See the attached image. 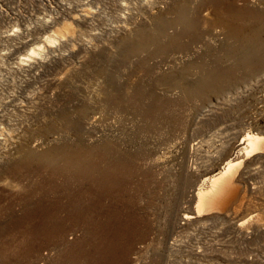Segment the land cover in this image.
<instances>
[{
	"label": "rangeland",
	"instance_id": "rangeland-1",
	"mask_svg": "<svg viewBox=\"0 0 264 264\" xmlns=\"http://www.w3.org/2000/svg\"><path fill=\"white\" fill-rule=\"evenodd\" d=\"M136 1L0 0V264H264V0H233L251 13L231 24L215 23L205 0H162L152 10ZM176 5L188 13L204 6L197 41L180 37L185 54L154 53L151 43L122 47L143 37L137 30L163 44L173 30L160 33L154 23L173 18ZM126 7L135 18L114 30ZM219 8L227 11L228 0ZM39 45L40 55L19 62ZM243 48L252 56L236 62L230 50ZM191 61L208 63L186 67ZM186 86L192 95L183 94ZM145 103L160 110L146 118ZM247 132L263 141L245 156L237 150ZM110 141L130 155L114 193L118 210L137 224L127 236L110 241L96 225L107 211L94 207L52 210L54 232L41 214L27 223L37 200L68 202L76 192L64 190L60 161L26 162L24 151L67 144L85 153ZM228 159L238 163L215 204L197 215L193 192ZM85 177L78 195L87 205L96 193ZM71 180L70 189L78 184Z\"/></svg>",
	"mask_w": 264,
	"mask_h": 264
},
{
	"label": "bare ground",
	"instance_id": "bare-ground-1",
	"mask_svg": "<svg viewBox=\"0 0 264 264\" xmlns=\"http://www.w3.org/2000/svg\"><path fill=\"white\" fill-rule=\"evenodd\" d=\"M221 1L223 0H205V3H210L212 7H214L215 17L212 20L215 23H217V21L218 22L224 21L227 24H231L232 21H235L237 19L238 21H240L239 19H241L242 17H248V13H251L247 7L238 8L234 4L233 0H228L227 11L221 12L219 8ZM125 2L122 3V5L126 6L127 3ZM159 2H162V0H137L134 3V5L137 6L138 4L139 7L140 5H143L146 8V10H152L154 8V5L158 4ZM195 8L196 7H194V9ZM136 9L139 10V8H136ZM174 9H175V13L172 16L173 18L165 19L162 21L160 20L154 23L157 29H159L160 33H165V31L169 28L173 30V32L169 33L168 35H164V34L161 35L164 37L163 44H160L158 42V38H156L154 34L155 32L152 34L148 32L143 33L142 30H137L133 35L135 36L142 35L143 37H140L139 38L140 40H136L135 42L131 43L132 47L127 46L128 45L127 43L128 38H127L124 40L123 45L124 44L125 45L124 46L122 45V47L135 51V50H141L151 43L153 45H156L154 53L170 52L172 56L175 53L185 54V52L188 50V43L181 46L179 44L180 37L186 35L188 42L197 41V39L199 38V36L196 34L197 28L199 26V23L204 22V19H203L204 16L201 15V11L204 9V6L203 5L198 6L195 11H192L190 13L187 12V9H185L184 5H176ZM130 10H131L130 7L122 8L123 20L120 24H116L113 27L114 30H122L126 27H129L128 24L130 23V20L132 18H135L133 17L134 14L130 12ZM249 17H254V16L250 14ZM230 29H232V27ZM232 30L240 31L244 29L243 27L237 26L233 28ZM44 41L47 44L54 42L53 38H51L50 36L44 37ZM40 48L42 49L41 45H39L37 48L31 47L28 53L24 54L22 57L19 58V62L23 63L25 61H29L31 57L40 55V52H39ZM234 51L236 52V49ZM230 52L236 62L238 60L242 62L247 61L246 59H249L252 56L250 49H247V48H243L241 52L239 51L240 54H236L237 52L234 53L233 50H230ZM256 55H258V53H256ZM173 58L176 59L175 57ZM210 62L214 64L217 62V60L214 59L213 61H210ZM207 63L208 62L206 61H199L198 63L191 61V62L186 63L185 66L190 67L193 64L194 65L197 64L199 68H201L202 70H205ZM203 78H204V75L201 76V79ZM204 79H207V77ZM195 86L196 84L194 83L192 87H195ZM182 90H183V94L186 96L187 95L190 96L193 94L192 92L193 90H191V87L189 86L184 87ZM141 94L143 96L145 95V93L143 94L142 91H141ZM147 95L149 96V94ZM159 110H160L159 104L156 105L152 103H145V105H143V107H141L139 111H141L144 117L150 118L153 116L154 112L157 113ZM262 138L263 137L258 134L248 133V132L245 133L241 137V139H239L240 140L239 144L241 145H239L240 147L238 146L239 148L237 150V153L242 152L245 156L249 155L251 152L255 151L258 148V144L260 143ZM118 145L119 144H117L116 142L110 141L108 148H98V147L92 146V150L87 151L85 153H81L80 151H68L66 150V148L68 147L67 144L62 146V148L60 147L61 148L60 152H56V151L48 150V149H47L48 151H46L45 153H38L36 151H29V150L24 151L22 155L24 156L23 160H25L26 162H28L31 158H37V159L39 158L43 160L42 163L46 165L55 164L56 161H60V163H62V165L65 168L63 169L64 174H65L64 176L65 184L64 185L62 184L64 187V190L66 191L72 190V192L77 193V194L74 193L73 197H70L68 202L66 201L61 202L59 200V197H56L55 200H48L47 203L42 202V200L40 201L37 200L38 202H36L37 203L36 206L33 208V210L30 208V211L28 212L27 217L25 216L26 217L25 220L26 221L29 220L30 215L33 216V220L35 218L37 219L38 216H40L41 214L42 219H38V220L43 221V223L45 221L46 222L45 225L52 227V230L51 228H48V229L54 232L55 230H57L60 224L56 219H53L52 217H50V212L52 210H57V209L63 210L64 209L70 212H78V211L86 212L88 210H91L92 207H94L97 212L98 210L101 211V209L102 210L105 209L107 211L106 215H108V218L104 222L96 221V225H98L100 228L104 226V228L107 229L109 234L106 232V234H108V236L106 237L109 238L110 241L115 242L116 237L127 236L130 233V231L134 228V226L137 224H136V221L132 219V217H129V214L127 212L125 215L122 212V210L120 211L118 210V205L122 206V202H121L122 200L120 201L119 199H116L115 194H114L116 192V189L118 188L117 185H119L120 183V178L122 177L121 174H122L124 165L127 162V160L130 158L128 151L121 150ZM237 163L238 161H233V160L228 159L226 162H224L223 166H220L218 171H216L215 173L211 175L204 177L201 180V183H199V185L196 187L195 191L193 192V196L195 198V203H196L195 213L197 215L202 214L203 210L207 208L209 209L210 207H212L213 204H215L214 200L216 196H218L222 192L223 190L222 188L227 182V179L229 178L228 177L229 174L231 173L233 167ZM57 168H55L54 171H58ZM85 175L86 176L90 175L92 177L91 181L93 183L92 185L93 187L91 189L96 193L95 199L91 200L90 202L87 201V205L85 204V200H81V198L79 197L80 195H78L79 192H84L83 187L79 184H81L82 180L86 178ZM71 179L76 180V182L78 183L72 189L67 187L68 184L71 183L72 181ZM103 200L105 201L103 202ZM182 216L184 219L193 218V216L189 213H184ZM98 220L100 219L98 218ZM22 221L23 220L20 219L18 220V223H21ZM29 222L31 221L29 220L27 223ZM33 222H36V220H34ZM54 226H58V227H54ZM101 235L103 234H99L97 237L100 238Z\"/></svg>",
	"mask_w": 264,
	"mask_h": 264
}]
</instances>
